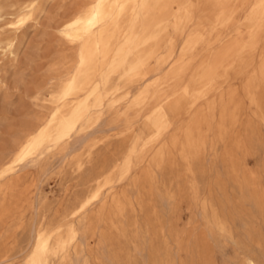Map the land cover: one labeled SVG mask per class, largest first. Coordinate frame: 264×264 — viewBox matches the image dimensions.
<instances>
[{
	"label": "rangeland",
	"instance_id": "374dc122",
	"mask_svg": "<svg viewBox=\"0 0 264 264\" xmlns=\"http://www.w3.org/2000/svg\"><path fill=\"white\" fill-rule=\"evenodd\" d=\"M86 1L0 0V164L60 110L0 178V264H264L263 0H172L147 45L152 0H135L61 101L75 50L62 30Z\"/></svg>",
	"mask_w": 264,
	"mask_h": 264
},
{
	"label": "bare ground",
	"instance_id": "6f19581e",
	"mask_svg": "<svg viewBox=\"0 0 264 264\" xmlns=\"http://www.w3.org/2000/svg\"><path fill=\"white\" fill-rule=\"evenodd\" d=\"M134 1L135 0H87L69 17L64 24L62 36L68 43L74 46V62L57 86L59 100H66L73 91L89 83L91 72L94 69H98L100 60L106 57L113 36L115 33L120 32V24L122 20L130 14L132 2ZM157 2L158 0L150 1L149 6H147L144 12L147 19L142 25L144 28L141 32L140 39H138L139 44L147 45L152 39H155L157 34L163 29L164 23L170 17L173 4L172 0H162L159 6H157ZM25 9L26 8H23L21 12L17 14V22H21L28 17L30 10L28 8V10L25 11ZM261 14L264 16V0L261 7ZM146 21L149 22L148 25H146ZM127 22L125 21V23ZM139 34L140 33L137 35ZM153 53L151 49L138 51L130 68L138 72L151 59ZM59 116L60 110L58 107H55L48 115L36 120L23 140L18 144L14 159L8 163L0 164V178L8 173L14 164L22 163V161L36 150ZM103 177L104 175H101L96 182L98 183L100 178ZM98 188L99 186L95 188V191L91 193L89 199L73 209V216L82 212L90 202L96 198ZM48 241L49 237L41 240L39 244L44 247Z\"/></svg>",
	"mask_w": 264,
	"mask_h": 264
}]
</instances>
